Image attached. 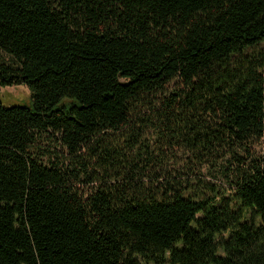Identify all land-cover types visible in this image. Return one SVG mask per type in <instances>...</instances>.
Wrapping results in <instances>:
<instances>
[{
  "label": "trees",
  "instance_id": "obj_1",
  "mask_svg": "<svg viewBox=\"0 0 264 264\" xmlns=\"http://www.w3.org/2000/svg\"><path fill=\"white\" fill-rule=\"evenodd\" d=\"M0 50L32 101L0 103V264H264V152L227 197L133 171L153 119L198 152L264 136V0H0Z\"/></svg>",
  "mask_w": 264,
  "mask_h": 264
},
{
  "label": "rangeland",
  "instance_id": "obj_2",
  "mask_svg": "<svg viewBox=\"0 0 264 264\" xmlns=\"http://www.w3.org/2000/svg\"><path fill=\"white\" fill-rule=\"evenodd\" d=\"M0 59L9 61V57L1 50ZM173 86L167 89L166 96L173 92ZM0 103L3 106L30 107L32 101L27 87L19 85L0 87ZM146 114L153 119L151 113ZM153 122H155L154 119L151 123ZM151 123L146 122V125L141 126L137 131V140L149 146V153L142 154L143 160L138 163L133 162L136 168L133 171L137 172L140 169L147 176L160 177L159 182H164L165 178L170 179L174 183L181 184L182 188H186L187 195L199 197L219 193L220 196H230L232 194L230 186L242 170H245L246 164L248 166L253 158H257L264 152V136L243 147L221 146L211 153L193 151L184 146L175 136L170 138L171 133H166L162 127L153 128ZM113 139H118L115 141L116 146H123L122 138H111ZM41 145L46 147L51 145V142L44 141ZM68 159L64 163L66 166H69L72 160ZM130 160H133V157H130ZM83 184L78 186L80 190L85 191L88 188Z\"/></svg>",
  "mask_w": 264,
  "mask_h": 264
}]
</instances>
